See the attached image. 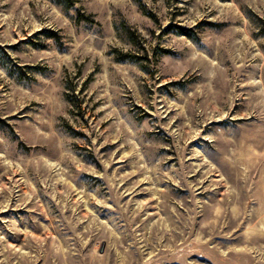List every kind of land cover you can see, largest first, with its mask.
<instances>
[{"label": "rangeland", "instance_id": "1", "mask_svg": "<svg viewBox=\"0 0 264 264\" xmlns=\"http://www.w3.org/2000/svg\"><path fill=\"white\" fill-rule=\"evenodd\" d=\"M0 264H264V0H0Z\"/></svg>", "mask_w": 264, "mask_h": 264}, {"label": "trees", "instance_id": "2", "mask_svg": "<svg viewBox=\"0 0 264 264\" xmlns=\"http://www.w3.org/2000/svg\"><path fill=\"white\" fill-rule=\"evenodd\" d=\"M64 1V0H63ZM70 1V0H69ZM80 17H83V15L81 14Z\"/></svg>", "mask_w": 264, "mask_h": 264}, {"label": "water", "instance_id": "3", "mask_svg": "<svg viewBox=\"0 0 264 264\" xmlns=\"http://www.w3.org/2000/svg\"><path fill=\"white\" fill-rule=\"evenodd\" d=\"M102 251H103V249H102Z\"/></svg>", "mask_w": 264, "mask_h": 264}]
</instances>
